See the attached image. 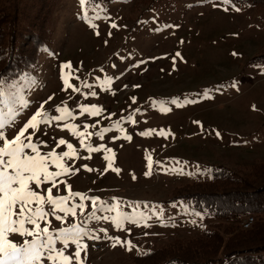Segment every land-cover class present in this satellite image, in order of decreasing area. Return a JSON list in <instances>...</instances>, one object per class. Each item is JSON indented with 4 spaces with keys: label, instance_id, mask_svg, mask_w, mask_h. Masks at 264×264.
Here are the masks:
<instances>
[{
    "label": "rangeland",
    "instance_id": "1",
    "mask_svg": "<svg viewBox=\"0 0 264 264\" xmlns=\"http://www.w3.org/2000/svg\"><path fill=\"white\" fill-rule=\"evenodd\" d=\"M48 32L33 65L0 84V123L5 138L13 139L42 105L49 118L61 115L58 108L72 113L25 135L42 155L69 151L67 144L77 153L64 158L72 172L58 178L66 183L53 189L54 196L68 195L70 186L72 192L99 198L96 207L91 199L68 201L69 206L83 203L84 209L64 222L48 217L50 230L79 224L99 237L83 239L85 264H131L135 254L175 239L191 240L219 221L235 230L251 228L168 199L172 188L210 178L212 166L244 176L264 160V62L258 61L264 7L256 11L225 0H152L148 6L88 1L82 7L80 0H53ZM65 77L80 91L65 90ZM93 105L101 109L99 116L81 114L83 106ZM65 125L80 132L87 126L86 146ZM103 129L110 130L101 138ZM60 139L66 143L57 146ZM87 145L99 151L90 153ZM149 155L151 174L145 175ZM105 156L112 158L111 169ZM49 170L58 169L50 164ZM50 186L36 190L46 195ZM115 204L138 223L125 220L117 227L111 219L117 211L107 210ZM93 213L110 219H90ZM9 239L20 244L24 237L10 234ZM74 252L69 244L65 254Z\"/></svg>",
    "mask_w": 264,
    "mask_h": 264
},
{
    "label": "trees",
    "instance_id": "2",
    "mask_svg": "<svg viewBox=\"0 0 264 264\" xmlns=\"http://www.w3.org/2000/svg\"><path fill=\"white\" fill-rule=\"evenodd\" d=\"M122 1L148 6L152 0ZM227 1L256 11L264 7V0ZM52 4L53 0H0V84L23 74L47 44ZM258 58L264 62V50ZM210 175L172 188L168 200L224 220L253 216L251 228L235 230L219 221L191 240L175 239L135 254L131 264H264V160L244 176L223 165L212 166Z\"/></svg>",
    "mask_w": 264,
    "mask_h": 264
},
{
    "label": "snow or ice",
    "instance_id": "3",
    "mask_svg": "<svg viewBox=\"0 0 264 264\" xmlns=\"http://www.w3.org/2000/svg\"><path fill=\"white\" fill-rule=\"evenodd\" d=\"M87 3L88 0H80L82 7ZM112 27L115 28L117 25L113 24ZM176 56H180V53H176ZM65 67L70 66L65 65ZM64 85L65 90L73 88L74 91H80L79 88H74L69 83L67 77L64 78ZM91 94L95 95L94 92ZM51 99L52 97H49V100ZM185 102L194 103L195 101L186 100ZM173 103H176V101L174 100ZM162 110L170 111L167 108ZM57 111L61 112L60 116L49 118L48 114L43 111L42 105L41 110H38L30 118L13 139L5 138V133L2 130L4 125L0 123V143H2V146H0V264H44L45 261L49 262V264H85L81 254L84 253L86 256L88 245L82 242L83 239L85 237L93 240L99 239L98 236L90 235L79 224H71L68 227L54 231L50 230L49 227L51 224V220L48 219L49 216L54 217L56 221L64 222L69 215L76 216L77 208H80L81 211L84 209L83 203L68 205V201L74 197H79L81 201L91 199L93 207L97 206L96 202L99 199L96 197L89 198L83 193L72 192L70 186H68V195H53L54 188H59L61 184L66 183V181L58 178L72 172V169L64 164V158H72L77 153L71 144H67L69 151L57 154L53 150L42 155L38 147L31 142V136H26L25 133L29 129H37L41 123H47L50 119L65 120L72 115L67 108H58ZM84 113L99 116L101 109L96 108L94 105L91 107L83 106L81 114L83 115ZM129 119L131 118L129 117ZM65 127L73 135L81 137V146H86L83 138L86 135L87 126H85L84 132L77 131L76 125H65ZM109 130L103 129L98 135L103 138V133ZM150 134L151 131L141 133V135ZM159 134L165 135L163 131ZM87 135L91 136L92 134L87 133ZM216 135L219 136L220 133L217 132ZM65 143L64 139H60L57 146ZM87 147L90 153L99 151L98 148H92L90 145H87ZM25 149H31L34 155L27 153ZM107 151L111 152V149H107ZM105 159L109 161L107 169H111L112 158L105 156ZM146 159L148 160L149 171L145 175H150L153 162L150 155ZM50 164L55 165L58 170L50 171ZM87 170L92 171V169ZM114 171L119 172L120 170L114 169ZM172 171L184 174L183 169H173ZM189 175L192 174L189 173ZM45 185H51L47 187L46 195L36 190ZM101 207H103V204H101ZM118 207V204H115L107 209L108 211H117V215L111 217L117 227H123V221L125 220L138 223L135 217L119 212ZM46 208L47 210H45ZM57 213H63L64 215L61 216ZM89 218L110 219V217H96L94 213ZM140 219H147V217L140 214ZM41 222L45 223L43 228L41 227ZM26 225H31L32 227ZM10 234H19L24 237L23 242L20 244L15 243L9 239ZM27 237H31V239H27ZM58 241L62 244L59 249L56 247ZM116 243L119 244L121 241L117 238ZM125 243L128 245V250L131 251L133 247L131 242ZM69 244L75 245V252L72 255L65 254Z\"/></svg>",
    "mask_w": 264,
    "mask_h": 264
},
{
    "label": "built area",
    "instance_id": "4",
    "mask_svg": "<svg viewBox=\"0 0 264 264\" xmlns=\"http://www.w3.org/2000/svg\"><path fill=\"white\" fill-rule=\"evenodd\" d=\"M232 219H237V223L240 224L241 228H249L254 221L253 216H245L242 218H237L236 216H234Z\"/></svg>",
    "mask_w": 264,
    "mask_h": 264
}]
</instances>
